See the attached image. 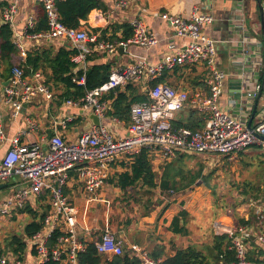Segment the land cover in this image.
<instances>
[{
  "label": "built area",
  "instance_id": "1",
  "mask_svg": "<svg viewBox=\"0 0 264 264\" xmlns=\"http://www.w3.org/2000/svg\"><path fill=\"white\" fill-rule=\"evenodd\" d=\"M33 1L45 7L47 30L32 33L35 21L31 17L27 22L25 37L72 44L79 52L73 58V62L78 65L86 63V58L93 52L114 55L120 46L129 44L148 50L159 42L140 16L130 22L131 37L126 42L114 43L99 40L97 35L91 36L86 29L67 27L60 20L57 0ZM114 2L119 10L127 9L131 5V0ZM262 5L264 9V0ZM16 14L17 6L10 5L2 13L3 22L12 25ZM164 19L175 36L189 40L187 46L166 54L157 63L139 59L133 64L115 69L100 87L87 92L79 100L67 101L66 106L92 112L101 121L100 126H93L83 132L76 142L65 141L59 133L46 141L43 140V144L22 143L24 132L9 139L1 123L0 113V143H9V148L0 160V186L12 178L19 180L0 202V221L13 219L33 201L32 199L46 196L49 205L43 228L33 237L24 239L27 248L32 251L35 264L51 261L58 264H79V255L87 249L89 241L79 233L77 207L66 193L73 174H76L81 182L86 200L89 203H101L104 201L98 198L99 191L107 181L112 165L121 157L131 160L143 148L150 149L151 156L155 155L162 161H172L180 153L215 155L235 161L241 152L252 146L264 148V108L259 115V123L252 126L253 130H249L248 121L243 122L221 106L220 98L227 76L217 68L215 41L203 32L205 26L213 23V17L198 14L194 10L188 15L171 13L165 15ZM244 43L246 46L250 44L247 40ZM246 46L244 56L251 59V47ZM245 62H248V59L245 58ZM198 65L208 69L207 93L188 92L164 83L151 85L165 71H173L176 67L191 69ZM261 67H264V64L261 63ZM135 82L148 86V101L131 106L128 135L115 137L108 127L102 124L109 108L104 97ZM260 90L261 86H257L254 92L248 93V97L257 99ZM0 95L1 104L11 110L15 119L21 116L26 104L35 101L50 102L55 96L40 71H32L31 76H28L21 66L13 67L8 86L0 84ZM236 103L233 98L227 102L228 107H234ZM187 105L205 115V126L202 129L191 131L185 128L176 129L173 126L175 114ZM236 109L243 112L244 106ZM74 118L68 116L60 122L61 126L65 128ZM221 223H216L214 229L216 235L226 234L232 240V249L236 252V261L232 264H264L248 259L245 243L247 233L244 230L236 234L234 227L222 229ZM86 233L87 236L93 235L89 230H86ZM257 239L264 244V235L258 236ZM95 246L101 256L114 257L124 254L123 240L119 239L109 226L104 228ZM132 255L141 260V264L160 263L141 248L135 247ZM0 264H23V261L9 251L8 255L0 257Z\"/></svg>",
  "mask_w": 264,
  "mask_h": 264
},
{
  "label": "crops",
  "instance_id": "2",
  "mask_svg": "<svg viewBox=\"0 0 264 264\" xmlns=\"http://www.w3.org/2000/svg\"><path fill=\"white\" fill-rule=\"evenodd\" d=\"M101 1L105 4L106 9L94 10L90 13L88 21H81L82 25L88 24L90 27L99 30L97 35L98 39L105 35L109 42H113L110 41V39L126 42L127 40H120L125 36V32L127 31L126 26H129L131 29L130 22L136 16H140L158 38L159 42L156 46L148 50L134 44H129L127 46H120L114 55L94 52L92 61L86 63L84 71L93 65L110 64L112 66V72L115 69L133 64L139 59H147L149 62L157 63L166 54L185 48L189 40L175 36L172 28L164 19V16L171 13L188 15L195 10L198 14L211 15L214 19L212 24L204 27L203 32L207 37L215 41V47L217 46V68L227 76L224 92L220 98L221 106L227 108L234 116L241 118L243 122H249L255 108L256 99H252L250 95V97H248V93L251 94V92L257 89V86H262L264 78V67H261V63L264 64V28L262 24V14L257 0H254L253 4L251 0H131V5L124 10L116 8L115 0ZM0 2L7 3V7L0 10V24L3 22V11L11 4H16L17 6V14L11 25L14 33V44L18 48L17 54L13 55L11 59L13 66H21L24 68L22 64L27 61L29 55H31L33 59L39 56V63L42 64L46 61L43 55L44 52H51V55L55 56L61 49L73 50L74 46L69 43L61 44V42L55 40L25 37L28 20L32 17L37 25L40 20L39 17L43 15V8L39 3L33 0H0ZM104 31H107V33L104 34ZM245 40L249 41L250 44L246 46L244 43ZM245 46L246 48L251 47V59L249 56H244L245 54L243 52ZM120 48L124 49L122 53H119ZM245 58L248 59V62H245ZM24 70L28 76H31V70L28 69V71L25 68ZM38 71L43 74L46 84L54 93V99L50 102L35 101L32 104H27L21 116L16 119L13 118L11 110L0 102L1 123L4 126L6 136L11 139L20 132H24L25 134L21 137L22 143L33 144L40 142L43 144V140L46 141L54 134L59 133L63 136L65 141L76 142L83 132L89 130H85L88 124H91V128L96 126L93 125L92 121L89 119L92 112L66 106L69 100L64 101L62 100L63 97H61L65 93V89L60 84H55L50 78L52 70L49 68L44 70L41 67ZM207 76L208 69L205 66L198 65L191 69L176 67L173 71H165L162 76L152 82L151 85L157 82L168 84L188 92L194 93L196 91H201L207 93ZM235 79H242L243 81L240 99H235L232 96L233 93L230 88V81ZM129 85L134 88V92L126 90V87L120 88V92H127L130 96H132V93L142 97L147 96L146 101H148V86L146 84L135 82ZM112 92L116 97L118 91ZM112 92L104 97L108 102L109 108L105 114L106 119L102 121V124L103 126H107L115 137H126L129 133V116L119 118L109 116L108 114V112L112 110L114 101V99L111 98ZM244 93H247V97L243 96ZM232 98L236 100L237 103L234 107H228L227 102ZM242 106H244V110L243 112H239L236 108H241ZM263 108L264 97L260 98L258 102L252 126H256L259 123V115L262 114ZM68 116H74L75 118L63 128L60 122ZM199 117L202 118L200 120V127L195 120H193ZM205 118L203 113L187 105L184 109L175 114L173 125L181 126L191 122L193 124V129H202L205 126ZM8 148L9 143H0V160L3 158ZM256 150H262L264 152V148L252 146L246 151L241 152L239 158L235 162L229 161L226 157H223V165L232 166L233 163L239 162L241 156L247 161H251L260 154ZM216 157L213 159L215 163H217ZM152 158L156 171H159L160 166L166 163L155 155H153ZM129 161L125 157H121L112 166L107 181L99 191L98 198L104 201V203L111 204V202H116L117 205H122L120 198L124 195V192L116 186L118 180L117 176L128 170V165H130ZM18 181V178H12L4 184L5 187L0 189V202L4 200L5 196L10 191L9 189ZM82 191L83 186L81 182L78 180L76 174H73V178L69 181L66 193L73 199L75 205L76 199L85 201L84 209L76 205L78 210L79 233L86 241H89L88 243H95L99 238L94 240V236L91 233L90 236L86 235V230L93 231L94 226L90 225L87 221L82 222L79 218L82 216L86 217L89 206L100 202L89 203ZM185 196H188L186 197L188 200L185 204H189L186 208L185 206L182 207V204L180 207L177 204V200ZM32 200L33 201L26 206L27 210L31 209L38 213H48L49 205L46 196H42L37 200ZM204 202L205 200L201 192L195 193L193 191L191 193L179 195L176 198H172V202H170L171 204H169L167 208L158 209V207L162 205H157L150 215L144 216L140 213V217H136L129 225L125 224L123 231H119V233L110 229L116 235H119L117 236L119 239L123 240L124 247L130 254H133V249L135 247L153 251L157 246H164L166 252L170 251V253H173L172 250L174 247L186 248L192 243H200L195 241L196 237L192 229L189 228L188 236H179L172 233L170 226L173 219L182 210H186L190 214V217H193L195 220L199 221V219H203L202 217L204 216L201 214V211L204 210ZM124 204L129 205V202H125ZM192 206L194 207L192 208ZM234 212L245 219V221H249L248 226L241 229L250 235L245 241L248 248V259L253 262H264V244L257 239L258 236L264 235V203L260 205L251 203L237 206ZM224 214L226 216L222 217V222L226 223L228 226L234 227L235 222L232 215L225 212ZM25 216L32 217V215L26 211L15 215L18 221ZM203 235L204 233L201 234V236ZM128 240L130 242H128ZM183 242L185 243L184 245ZM23 264H35V259L30 248L27 249Z\"/></svg>",
  "mask_w": 264,
  "mask_h": 264
},
{
  "label": "trees",
  "instance_id": "3",
  "mask_svg": "<svg viewBox=\"0 0 264 264\" xmlns=\"http://www.w3.org/2000/svg\"><path fill=\"white\" fill-rule=\"evenodd\" d=\"M6 7L7 3L0 2V10ZM41 7L43 8L42 5ZM57 8L61 22L67 27L86 29L91 36L98 35V29L92 28L88 24L82 25L81 21H88L90 13L94 10L106 9L105 4L101 0H57ZM39 19L32 33H41L47 30V17L44 8L43 15L40 16ZM126 28L127 31L125 32V36L120 40H128L131 37V29L129 26H126ZM106 33L107 31H104V34ZM13 37L14 33L12 26L10 24H0V80L3 83L11 77V71L13 67H15L11 63V59L13 55L17 54L18 48L14 44ZM100 39L108 40L105 35ZM110 41L115 40L110 39ZM78 53L76 48H73V50L61 49L55 56H52L51 52H44L43 55L46 61L42 64L39 63V56L33 59L32 56L29 55L27 61L23 63L22 66H24L26 70L29 69L31 71H38L41 67L44 70L47 68L51 69L52 75L50 78L55 84H60L65 89V93L61 96L63 97L62 100H79L83 98L87 92L100 87L108 80L112 66L110 64L93 65L88 67L86 71L75 73L74 70L78 67V64L73 62V58L78 55ZM93 53L86 58V63L92 61ZM126 90L135 91L131 85H128ZM117 91L116 97L112 92L111 98L114 99V101L112 110H110L108 114L109 116L119 118L129 116L128 118L130 121L131 106L134 103L146 101L147 96L142 97L134 93L130 96L127 92ZM201 119V117L193 119L199 127L201 125ZM173 126L176 129L186 128L193 131L200 130L199 128L193 129V124L191 122L181 126ZM189 155L192 154L180 153L176 159L165 161L166 163L160 166V170L156 171L150 149L143 148L138 155L131 158L128 170L117 176L118 180L116 186L124 192L121 202H129V205H135V208L139 209L141 213L146 216L150 215L157 205H162L166 197H171V199L173 197L176 198L179 195L188 193L192 190L193 186L200 182L206 183L209 176L202 177L204 174L203 167V169L195 175L190 171L184 170L183 161L191 157ZM175 160H177L178 166L173 164ZM156 194L159 196L157 200L154 199ZM183 206L184 204H182V207ZM25 209L23 211L32 215L33 220L24 227L23 237L18 234L13 235L10 238L8 246L22 261L25 260L28 249L24 240L25 237L31 238L38 233L43 228V222L47 215V212L38 213L31 209ZM225 212L232 215L235 222L234 231L236 234H239L241 229L248 226L249 221H245V219L241 218L234 212V209ZM222 214H224V212ZM189 219L190 214L186 210L180 211L173 219L170 226L172 233L179 236H188ZM132 221L133 220H128L125 224L129 225ZM208 231H211V228H208ZM55 237L56 235L53 236L52 243H54ZM232 247L233 243L230 237L223 234L214 235L213 241L209 244L192 243L186 248L178 249L174 247L173 255L166 252L164 246H157L153 251H150V256L156 261L159 260V264H232L236 261V252ZM78 260L79 264H141V260L130 254L125 247L124 254L121 256H114L112 258L103 257L98 254L94 242L87 244L86 251L79 255ZM46 264L58 263L51 261Z\"/></svg>",
  "mask_w": 264,
  "mask_h": 264
},
{
  "label": "rangeland",
  "instance_id": "4",
  "mask_svg": "<svg viewBox=\"0 0 264 264\" xmlns=\"http://www.w3.org/2000/svg\"><path fill=\"white\" fill-rule=\"evenodd\" d=\"M251 3L253 4L254 0H251ZM41 5L45 11L44 5ZM119 42L120 41H115L114 43ZM1 83L3 82L0 80V84ZM256 151L260 153L258 157H255L251 161H247L241 156L239 162L233 163L232 166L226 164L223 165V157H216L215 155L206 156L204 154H192L189 155L191 157L186 158L185 161H183L185 171H190L195 175L204 168V174L202 177L209 176L206 183L200 182L193 186L192 190L188 192H201L202 197L205 200L203 205L204 210L201 211V214L204 216L202 217L203 219H199V221L195 220L193 217H190L189 219V228L194 231V236L196 237L195 241L200 242L199 244H209L213 241V236L216 235L214 229L215 224L220 221L222 222V217L226 216L225 214L222 215L223 212L235 209L237 206L248 205L251 203L260 205L264 203V152L262 150ZM239 156L240 155H238L237 159ZM215 157L217 158V163L213 161ZM237 159H235V161ZM173 164L178 166L177 160H175ZM186 197L188 196L181 197L177 200V204L180 207L181 204H184L185 208L188 206L189 203L185 204L188 200ZM157 198H159V196L156 194L154 199L157 200ZM120 200H122V197ZM170 202H172L171 197H166L163 200L162 206L158 207V209L167 207L171 204ZM75 203L78 207L82 209L85 208L84 200L76 199ZM135 207L136 206L133 204H130V207L124 203H122V205H117L116 202H111V204L104 202L95 203L94 205L89 206L86 217L82 216L79 220L82 222L87 221L90 225L94 226V232L92 231L93 238L94 240H97L106 226H109L113 231L119 233V231H123L125 223L128 220H134L136 217H140L139 214L141 211ZM193 207L194 206H192V208ZM30 222H32L31 216H25L19 221L16 217L8 221H0V257L8 255L9 251H11L8 247L10 238L15 234L23 237L22 229H24V227ZM207 228H211V231H208ZM202 233H204L203 236H201ZM125 236L127 238L126 234ZM128 242L130 241L128 240ZM184 244L185 243L183 242V245ZM143 251L150 255L148 249ZM172 252L173 253H170L169 251L168 253L173 255L174 251L172 250ZM103 257L112 258L109 256Z\"/></svg>",
  "mask_w": 264,
  "mask_h": 264
},
{
  "label": "water",
  "instance_id": "5",
  "mask_svg": "<svg viewBox=\"0 0 264 264\" xmlns=\"http://www.w3.org/2000/svg\"><path fill=\"white\" fill-rule=\"evenodd\" d=\"M257 3L259 4V7H260V10H261V14H262V20H263V28H264V9H263V5H262V0H257ZM2 24H5V22H2ZM122 51H124L123 48H120L119 49V53H122ZM86 68V64L85 62L79 64V66L76 68L75 72H80V71H84ZM10 83V79L7 80V82L4 83L5 86H8ZM230 88L232 90V96L235 98V99H240L241 98V95H242V88H243V81L242 79H235V80H231L230 81ZM263 90H264V78H263V81H262V86H261V90L259 92V95L256 99V102H255V108L253 110V113L251 115V118L248 122V129L249 130H253L252 128V123H253V119L255 117V114H256V111H257V105H258V102L262 96V93H263ZM243 96H246L247 97V93H244ZM27 106V104L25 105ZM89 119L92 121L93 125H96V126H100L101 124V121L100 119L98 118V116H96L94 113L90 114L89 116ZM91 128V124H88V126L85 128V130L87 129H90ZM5 185H1L0 186V189L4 188ZM247 237H250V235L246 234Z\"/></svg>",
  "mask_w": 264,
  "mask_h": 264
},
{
  "label": "bare ground",
  "instance_id": "6",
  "mask_svg": "<svg viewBox=\"0 0 264 264\" xmlns=\"http://www.w3.org/2000/svg\"><path fill=\"white\" fill-rule=\"evenodd\" d=\"M221 225H222V226H221L222 229L229 227V226H228L226 223H224V222H222Z\"/></svg>",
  "mask_w": 264,
  "mask_h": 264
}]
</instances>
